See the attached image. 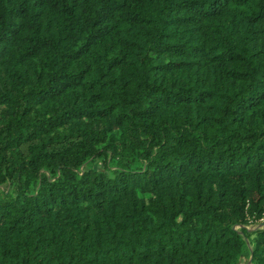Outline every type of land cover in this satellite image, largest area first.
<instances>
[{
  "label": "trees",
  "instance_id": "trees-1",
  "mask_svg": "<svg viewBox=\"0 0 264 264\" xmlns=\"http://www.w3.org/2000/svg\"><path fill=\"white\" fill-rule=\"evenodd\" d=\"M0 264H264V0H0Z\"/></svg>",
  "mask_w": 264,
  "mask_h": 264
}]
</instances>
